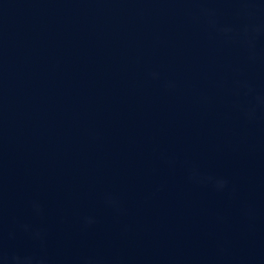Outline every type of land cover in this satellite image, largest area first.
Instances as JSON below:
<instances>
[{"label":"water","instance_id":"obj_1","mask_svg":"<svg viewBox=\"0 0 264 264\" xmlns=\"http://www.w3.org/2000/svg\"><path fill=\"white\" fill-rule=\"evenodd\" d=\"M0 264H264V0H0Z\"/></svg>","mask_w":264,"mask_h":264}]
</instances>
